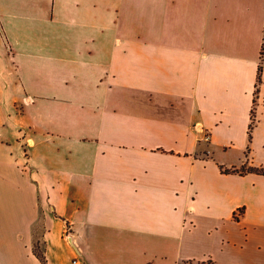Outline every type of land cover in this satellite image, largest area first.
I'll return each instance as SVG.
<instances>
[{"label": "crops", "instance_id": "0c3cea01", "mask_svg": "<svg viewBox=\"0 0 264 264\" xmlns=\"http://www.w3.org/2000/svg\"><path fill=\"white\" fill-rule=\"evenodd\" d=\"M243 166L264 0H0V264H264Z\"/></svg>", "mask_w": 264, "mask_h": 264}, {"label": "rangeland", "instance_id": "374dc122", "mask_svg": "<svg viewBox=\"0 0 264 264\" xmlns=\"http://www.w3.org/2000/svg\"><path fill=\"white\" fill-rule=\"evenodd\" d=\"M255 119L254 117L251 115V122H250V126H252V124L254 123ZM244 169H251L252 167H242ZM262 169V168H261ZM264 222L263 220H260ZM263 226H259V225H254V226H249L251 229L249 230V236H248V240L246 242V244L249 247H261L262 252L260 256H263L264 258V224H262ZM42 243L40 242V240H38L37 242H35L33 250L36 251H40L43 252V247H42Z\"/></svg>", "mask_w": 264, "mask_h": 264}, {"label": "trees", "instance_id": "16d2710c", "mask_svg": "<svg viewBox=\"0 0 264 264\" xmlns=\"http://www.w3.org/2000/svg\"><path fill=\"white\" fill-rule=\"evenodd\" d=\"M260 72H261V66L259 65V75H258V79H257V83L260 81ZM226 172H235L236 169L234 168H230V169H225ZM246 171H255V172H259V173H262L264 174V169H255V168H251V169H241V172H246ZM34 251V254L40 259L41 261V264H45L46 263V260H45V256H44V253L43 252H38L36 250H33Z\"/></svg>", "mask_w": 264, "mask_h": 264}]
</instances>
